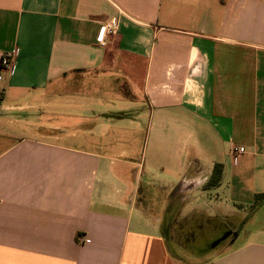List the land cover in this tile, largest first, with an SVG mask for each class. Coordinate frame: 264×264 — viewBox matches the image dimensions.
Segmentation results:
<instances>
[{
    "label": "crops",
    "instance_id": "crops-1",
    "mask_svg": "<svg viewBox=\"0 0 264 264\" xmlns=\"http://www.w3.org/2000/svg\"><path fill=\"white\" fill-rule=\"evenodd\" d=\"M11 49L0 264H264V0H0ZM170 201L231 234L177 254Z\"/></svg>",
    "mask_w": 264,
    "mask_h": 264
},
{
    "label": "rangeland",
    "instance_id": "rangeland-1",
    "mask_svg": "<svg viewBox=\"0 0 264 264\" xmlns=\"http://www.w3.org/2000/svg\"><path fill=\"white\" fill-rule=\"evenodd\" d=\"M38 115L42 116L40 113H37V116ZM43 118H45V116H43ZM169 205V213L167 210L163 213L161 230L166 234L167 241L170 243V248L179 255H183L186 250L192 251V248H190L192 244H195L197 247H202L206 243L212 244L215 239H222V236L226 232L224 224H220L218 219L213 218L211 221H208L207 219L210 218L206 217L203 212L200 211H193L190 214L181 215L179 214V205L181 206L182 203L179 204V201H170ZM192 218L195 219L190 220ZM224 241L225 240H221L215 247H218ZM181 243H186L187 246L183 247L180 245ZM215 247L206 251L209 252ZM206 251L191 253L198 256L207 253Z\"/></svg>",
    "mask_w": 264,
    "mask_h": 264
},
{
    "label": "built area",
    "instance_id": "built-area-1",
    "mask_svg": "<svg viewBox=\"0 0 264 264\" xmlns=\"http://www.w3.org/2000/svg\"><path fill=\"white\" fill-rule=\"evenodd\" d=\"M116 28H117V21L116 20H112L106 23H103L100 28L99 31L97 33V41L99 44L104 45L106 43V38L107 36L113 34L116 32ZM17 50L16 49H11V50H7L4 51L1 55V59H0V72L2 71H6L8 73H11L14 69V61L15 58L17 56ZM244 151V148L239 146V147H234L233 148V161H235V157L237 154L242 153Z\"/></svg>",
    "mask_w": 264,
    "mask_h": 264
},
{
    "label": "trees",
    "instance_id": "trees-1",
    "mask_svg": "<svg viewBox=\"0 0 264 264\" xmlns=\"http://www.w3.org/2000/svg\"><path fill=\"white\" fill-rule=\"evenodd\" d=\"M1 98H2V92H0V100H1ZM221 173H222V164L221 163H219V162H215L214 163V165H213V167H212V171H211V173H210V176H209V178H208V180H207V182L205 183V185H204V188H209V187H214V186H216V185H218V183L220 182V179H221ZM262 199H264V193H262V194H257L256 195V201L257 202H260V201H262ZM193 219H195V218H192V219H190V220H193ZM208 221H211L212 219L210 218V219H207ZM220 222V224L222 223L221 221H219ZM223 224V223H222ZM216 225V224H215ZM200 228V227H199ZM202 228V227H201ZM166 230V229H165ZM164 233V232H163ZM165 234V233H164ZM165 236H166V234H165ZM166 239H167V237H166ZM221 239V238H220ZM219 238H217V239H215L214 241H217L218 240V243L222 240H220ZM182 244H184V243H182ZM183 247H185V246H187L186 245V243L184 244V245H182ZM213 247V243L212 244H204V246H202V247H197V246H195V244H192V245H190V248H192L191 250L192 251H190V252H204V251H206V250H208V249H210V248H212ZM194 250V251H193Z\"/></svg>",
    "mask_w": 264,
    "mask_h": 264
},
{
    "label": "water",
    "instance_id": "water-1",
    "mask_svg": "<svg viewBox=\"0 0 264 264\" xmlns=\"http://www.w3.org/2000/svg\"><path fill=\"white\" fill-rule=\"evenodd\" d=\"M229 234H231V232H227V233H225V234L222 236V238L226 237V236L229 235ZM216 243H218V240L215 241L213 244H216Z\"/></svg>",
    "mask_w": 264,
    "mask_h": 264
}]
</instances>
